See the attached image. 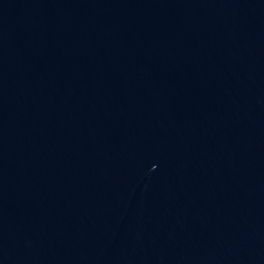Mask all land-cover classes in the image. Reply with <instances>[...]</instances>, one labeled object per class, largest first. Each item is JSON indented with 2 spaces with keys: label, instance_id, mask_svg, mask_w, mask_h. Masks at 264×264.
I'll use <instances>...</instances> for the list:
<instances>
[{
  "label": "water",
  "instance_id": "1",
  "mask_svg": "<svg viewBox=\"0 0 264 264\" xmlns=\"http://www.w3.org/2000/svg\"><path fill=\"white\" fill-rule=\"evenodd\" d=\"M0 264H264V0H0Z\"/></svg>",
  "mask_w": 264,
  "mask_h": 264
}]
</instances>
